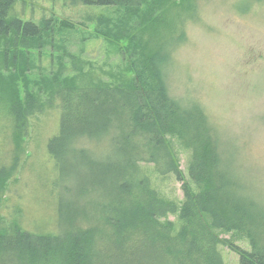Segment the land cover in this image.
<instances>
[{"label":"trees","instance_id":"trees-1","mask_svg":"<svg viewBox=\"0 0 264 264\" xmlns=\"http://www.w3.org/2000/svg\"><path fill=\"white\" fill-rule=\"evenodd\" d=\"M16 1L0 0V44L6 50L0 53L1 69L14 62L17 47H40L56 31L72 29L65 21L56 28L53 19L35 24L12 18ZM61 1L71 7L119 10L117 21L100 20L106 27L100 33L127 41L119 54L129 65L131 83L77 86L54 77L61 119L47 146L61 175L85 159L86 170L100 174L99 184L114 187L116 202L101 212L88 208L69 214L60 207V232L50 237L11 233L0 226V264H225L220 246L238 256L237 264H264V207L238 178L218 127L201 105L171 95L166 83L165 46L177 32L171 14L189 12L192 0ZM11 45L15 51L8 52ZM20 56L28 68L26 54ZM28 99L23 105L15 98L9 107L23 136L27 118L41 111L34 98ZM167 138L178 140L190 154L187 182ZM90 142L109 143L121 160L112 166L96 163L89 157L94 152ZM141 164L154 165L160 175L170 172L182 183L179 208L158 198ZM176 213L183 222L177 229L163 222ZM216 232L244 236L250 249L226 244Z\"/></svg>","mask_w":264,"mask_h":264},{"label":"rangeland","instance_id":"rangeland-1","mask_svg":"<svg viewBox=\"0 0 264 264\" xmlns=\"http://www.w3.org/2000/svg\"><path fill=\"white\" fill-rule=\"evenodd\" d=\"M118 13L114 8L71 7L61 0H17L11 10L10 17L22 21L41 24L53 19L56 28L61 21L72 26L56 31L40 47H17L14 62L2 69L0 57V226L11 233L58 235L60 207L69 214L88 208L101 212L116 202L114 187L99 184L100 174L86 170L85 159L62 176L47 146L58 134L61 119L56 79L67 78L77 86L131 83L129 65L119 54L127 41L100 33L106 31L100 20L111 24L120 18ZM176 13L171 20L177 32L165 46L168 90L182 101L201 105L218 127L238 178L264 207V0H192L189 12ZM8 49L13 52V45ZM4 51L2 43L0 53ZM15 98L23 105L34 98L41 109L27 118L24 136L9 112ZM90 143L94 152L89 157L96 163L112 166L121 160L109 143ZM167 143L187 182L189 152L176 139L167 138ZM140 166L158 198L179 208L182 183L170 172L158 174L152 164ZM163 222L176 229L183 225L177 213ZM216 235L226 244L250 249L248 240L237 233ZM219 250L225 264H237L238 256L228 246Z\"/></svg>","mask_w":264,"mask_h":264}]
</instances>
